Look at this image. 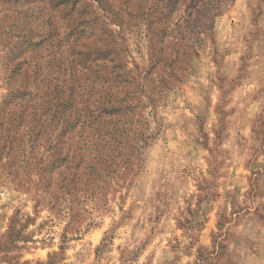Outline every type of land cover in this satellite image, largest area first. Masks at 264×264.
I'll return each instance as SVG.
<instances>
[{
  "label": "rangeland",
  "instance_id": "374dc122",
  "mask_svg": "<svg viewBox=\"0 0 264 264\" xmlns=\"http://www.w3.org/2000/svg\"><path fill=\"white\" fill-rule=\"evenodd\" d=\"M0 264H264V0H0Z\"/></svg>",
  "mask_w": 264,
  "mask_h": 264
},
{
  "label": "trees",
  "instance_id": "16d2710c",
  "mask_svg": "<svg viewBox=\"0 0 264 264\" xmlns=\"http://www.w3.org/2000/svg\"><path fill=\"white\" fill-rule=\"evenodd\" d=\"M160 65H164L165 62L163 63L161 60L159 62ZM166 68V66H163ZM158 72V70H156ZM154 71L152 72V74ZM166 82L165 79H162L160 83L162 85ZM123 85L126 84L130 87H136L134 84L125 81L122 82ZM132 90V88H130ZM134 90V89H133ZM135 92H130L127 96L123 98V101L119 100V102H114V101H108L103 105V113L109 116H113L112 118L118 117L117 120H121V122H125V118L128 115L134 116L137 112V109L140 108V106L136 103V101H140V98H134ZM112 109V110H111ZM131 116V117H132ZM100 117H102L100 115ZM66 126H64L63 130L65 129H76V124L74 126V123L70 120L67 121ZM96 123V122H95ZM94 123V124H95ZM103 122L97 123V124H102ZM78 125V124H77ZM84 125V124H83ZM87 126L89 124H86ZM86 125L84 126V129L86 128ZM122 126H119L118 129L121 127L124 129V131L127 130V133H133L135 134L136 132L133 130H130L126 126H124L121 123ZM44 124L42 125V127ZM70 127V128H69ZM91 129V127H89ZM93 128V127H92ZM98 128H94L93 134H96V132L99 130ZM44 129H41L40 131L43 132ZM73 133V131H71ZM118 132V131H117ZM124 133V132H123ZM123 133H120L121 135ZM86 134V133H85ZM91 133H87L86 135L82 136V139L77 143V145L73 148V146L68 147V150H65V153L63 155V160L61 161L62 165L64 167L66 166V174L70 177L68 185H73L76 187V185L81 184L82 182H89L92 181L95 177H102V176H108V174L112 175L113 169L118 163V159L120 156H114L110 154V150L106 148V146H101L98 141H95L94 136ZM106 138V137H105ZM32 139V140H31ZM38 139L37 138H32L30 136V139H28V142L30 143H36ZM126 149L124 148L123 152V163H121L123 166L129 165L130 159L132 157V152L136 150L134 146H132L130 143L133 142V139L130 140L129 138H124ZM147 141V140H146ZM107 145L108 143H113L111 139H107ZM79 146V148L77 147ZM136 146V144H135ZM30 149H32V144L29 146ZM66 149V148H65ZM79 157V158H78ZM56 163V161H55ZM109 175V176H110ZM66 187L65 189H67ZM75 189V188H74Z\"/></svg>",
  "mask_w": 264,
  "mask_h": 264
}]
</instances>
